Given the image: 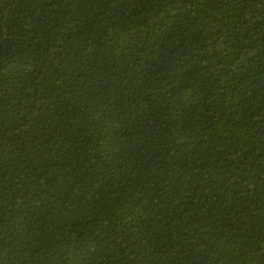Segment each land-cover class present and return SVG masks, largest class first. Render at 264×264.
Wrapping results in <instances>:
<instances>
[{"label": "trees", "instance_id": "trees-1", "mask_svg": "<svg viewBox=\"0 0 264 264\" xmlns=\"http://www.w3.org/2000/svg\"><path fill=\"white\" fill-rule=\"evenodd\" d=\"M0 264H264V0H0Z\"/></svg>", "mask_w": 264, "mask_h": 264}]
</instances>
